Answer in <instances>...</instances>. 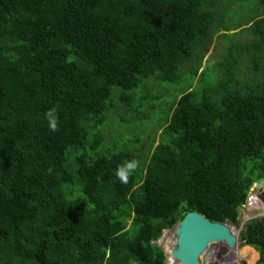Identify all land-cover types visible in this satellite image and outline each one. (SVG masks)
Wrapping results in <instances>:
<instances>
[{"label": "trees", "instance_id": "obj_1", "mask_svg": "<svg viewBox=\"0 0 264 264\" xmlns=\"http://www.w3.org/2000/svg\"><path fill=\"white\" fill-rule=\"evenodd\" d=\"M248 1L244 18L245 0H0V264H167L155 241L185 213L238 225L264 178V0ZM147 80L178 86L158 143L103 146ZM239 237L264 264V216Z\"/></svg>", "mask_w": 264, "mask_h": 264}, {"label": "rangeland", "instance_id": "obj_2", "mask_svg": "<svg viewBox=\"0 0 264 264\" xmlns=\"http://www.w3.org/2000/svg\"><path fill=\"white\" fill-rule=\"evenodd\" d=\"M255 1L257 2V0ZM243 7L245 8V15H243L244 18L251 13L253 14L255 10L254 3L253 5L251 3L249 4L248 0H245V6ZM234 33L240 42L250 40L249 33L237 30H234ZM223 50V40L219 39L215 34L212 43L209 45V48L205 53L202 67H205L208 63L215 66L219 54ZM243 65L244 67L246 66L245 61H243ZM177 89L178 86L171 83H160L154 82L153 80L145 81V86L136 90V93L138 94L135 104H138V98L145 97L138 113L126 110L122 113V110H117L120 108L118 106L119 103L116 102L115 104H118L117 107L110 110L108 114L106 113L108 120L99 128V131L105 135V143L103 146H117L118 148L122 146V148H125V144L129 146V148H133L138 152L142 150L147 151V149L142 147V144L146 143L148 136L156 134L154 136L155 139L152 142V147L155 146L158 143L161 131L160 127L163 126L164 121L167 118L169 106L174 99L175 91ZM116 94H118L117 91L113 93L112 97ZM152 147H150V149ZM256 191L257 188L253 185L250 188L249 193L252 194ZM241 208L238 217V225H230L232 232L238 237V249L234 252L230 251L231 248H228L225 244H215V249L219 252L222 261L212 262L210 261V255L208 257H202L201 255L199 261L202 264H233V262H235V264H254L259 260L260 252L251 246L241 245L239 235L242 230L241 227L244 226L247 221L264 216V195L256 200L252 199L251 205L246 201L245 205ZM155 244L163 249L166 256L169 253L168 247L171 246L172 248L175 244L174 229H166L162 232V235L157 241H155ZM206 253H208V251ZM251 256H254L255 258H251ZM166 262L169 263L167 256Z\"/></svg>", "mask_w": 264, "mask_h": 264}, {"label": "water", "instance_id": "obj_3", "mask_svg": "<svg viewBox=\"0 0 264 264\" xmlns=\"http://www.w3.org/2000/svg\"><path fill=\"white\" fill-rule=\"evenodd\" d=\"M262 184L264 178L255 182L256 187ZM169 229H174L175 235L171 256L180 264H201L199 257L207 251L210 252L209 255L216 252L215 244H225L228 248L238 246V237L228 224L210 221L197 211L185 213L182 219ZM241 229L244 230V226Z\"/></svg>", "mask_w": 264, "mask_h": 264}, {"label": "clouds", "instance_id": "obj_4", "mask_svg": "<svg viewBox=\"0 0 264 264\" xmlns=\"http://www.w3.org/2000/svg\"><path fill=\"white\" fill-rule=\"evenodd\" d=\"M45 118L47 120L49 129L53 132L57 131L58 125H59V120H58V116L56 114V109L53 108V109L48 110L45 113ZM138 167H139V161H137V160L126 161L124 164L120 165L116 169L115 176L120 182L127 184L129 177L134 173V171ZM254 187H256L255 184H254ZM261 187L264 188V184H262L260 187H256V188H261ZM243 208H241V209H243ZM260 217H262V216H260Z\"/></svg>", "mask_w": 264, "mask_h": 264}, {"label": "built area", "instance_id": "obj_5", "mask_svg": "<svg viewBox=\"0 0 264 264\" xmlns=\"http://www.w3.org/2000/svg\"><path fill=\"white\" fill-rule=\"evenodd\" d=\"M262 195H264V188L263 187L257 188L256 192L247 195L246 201H247L248 204L251 205L252 204V199L256 200L258 198H261Z\"/></svg>", "mask_w": 264, "mask_h": 264}, {"label": "bare ground", "instance_id": "obj_6", "mask_svg": "<svg viewBox=\"0 0 264 264\" xmlns=\"http://www.w3.org/2000/svg\"><path fill=\"white\" fill-rule=\"evenodd\" d=\"M168 249H169V253L166 255L167 257H168V261H169V263L167 262V264H177V260H175L172 256H171V251H172V248H171V246L170 247H168ZM238 249V247H235V248H231L230 249V251H236ZM205 254V253H204ZM203 255V254H202ZM178 264H180L179 262H178Z\"/></svg>", "mask_w": 264, "mask_h": 264}, {"label": "crops", "instance_id": "obj_7", "mask_svg": "<svg viewBox=\"0 0 264 264\" xmlns=\"http://www.w3.org/2000/svg\"><path fill=\"white\" fill-rule=\"evenodd\" d=\"M252 257H254V256H251V258H252ZM255 257H256V254H255ZM255 257H254V258H255Z\"/></svg>", "mask_w": 264, "mask_h": 264}, {"label": "flooded vegetation", "instance_id": "obj_8", "mask_svg": "<svg viewBox=\"0 0 264 264\" xmlns=\"http://www.w3.org/2000/svg\"><path fill=\"white\" fill-rule=\"evenodd\" d=\"M202 264V263H201Z\"/></svg>", "mask_w": 264, "mask_h": 264}]
</instances>
